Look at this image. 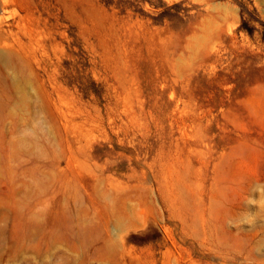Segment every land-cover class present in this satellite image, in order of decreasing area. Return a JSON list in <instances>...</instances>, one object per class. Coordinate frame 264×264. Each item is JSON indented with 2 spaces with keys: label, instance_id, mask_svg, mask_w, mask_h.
<instances>
[{
  "label": "rangeland",
  "instance_id": "374dc122",
  "mask_svg": "<svg viewBox=\"0 0 264 264\" xmlns=\"http://www.w3.org/2000/svg\"><path fill=\"white\" fill-rule=\"evenodd\" d=\"M0 264H264V0H0Z\"/></svg>",
  "mask_w": 264,
  "mask_h": 264
}]
</instances>
